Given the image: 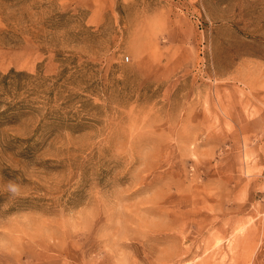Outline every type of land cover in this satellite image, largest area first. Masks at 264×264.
Wrapping results in <instances>:
<instances>
[{"label": "rangeland", "instance_id": "1", "mask_svg": "<svg viewBox=\"0 0 264 264\" xmlns=\"http://www.w3.org/2000/svg\"><path fill=\"white\" fill-rule=\"evenodd\" d=\"M0 264H264V0H0Z\"/></svg>", "mask_w": 264, "mask_h": 264}, {"label": "clouds", "instance_id": "2", "mask_svg": "<svg viewBox=\"0 0 264 264\" xmlns=\"http://www.w3.org/2000/svg\"><path fill=\"white\" fill-rule=\"evenodd\" d=\"M9 191H10L13 195H18V194H19L18 186H15V185H10V187H9Z\"/></svg>", "mask_w": 264, "mask_h": 264}]
</instances>
